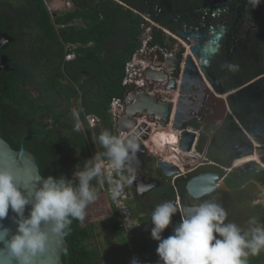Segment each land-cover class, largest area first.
<instances>
[{"label": "trees", "instance_id": "trees-1", "mask_svg": "<svg viewBox=\"0 0 264 264\" xmlns=\"http://www.w3.org/2000/svg\"><path fill=\"white\" fill-rule=\"evenodd\" d=\"M67 1L71 7L53 16L44 0H0V31L13 37L7 48H0V57L5 53L10 58L9 69L0 67V135L15 150L23 146L32 152L44 178L51 175L72 180L77 165L82 169L86 160L98 162L99 149L107 158L85 116L100 118L98 136L105 130L114 133L109 103L126 89L122 85L124 67L140 46L141 16L115 0ZM152 44H162L159 31ZM69 54L73 58L68 59ZM66 96L76 102L71 112L52 113L54 106L69 98ZM37 112L51 118V123L36 121ZM252 177L260 175L253 173ZM240 179H235L237 185ZM106 185L104 172L91 181L100 205L99 217L111 222L128 253L127 238L116 222L117 211L107 197ZM240 195L246 196L243 190ZM92 218L87 208L82 223L73 221L71 233L65 237L64 264H104ZM131 241L145 254L142 236L135 233ZM154 260L150 256L144 262L156 264ZM248 264L264 261L249 257Z\"/></svg>", "mask_w": 264, "mask_h": 264}, {"label": "flooded vegetation", "instance_id": "flooded-vegetation-1", "mask_svg": "<svg viewBox=\"0 0 264 264\" xmlns=\"http://www.w3.org/2000/svg\"><path fill=\"white\" fill-rule=\"evenodd\" d=\"M137 1L139 10L135 13L138 14L143 12L140 8H145L148 4L150 7H158L159 15L155 20L163 28L173 30L178 26V19H170L169 23L164 19L167 11L178 10L179 14L192 13L193 24L187 25L188 28L219 30V37L215 40L213 53L206 66L210 79L203 74L205 87L200 86L197 91L198 98H193V118L189 121L191 127L197 129V141L193 149L197 153V160L192 164H185L184 169L173 161L179 166L180 172L166 175L154 159V155L159 159V154L152 155L148 149L142 156V164H135L133 167V174L127 163L125 164V176L131 179L127 188L128 203L133 216L138 215L137 233L147 245L145 255L159 260L156 253L158 242L151 238L152 211L158 204L169 200L173 201L177 208L181 200L190 205L200 203L199 200H193L185 190L186 181L195 175L219 174L216 189L202 199H212L221 204L228 213V221L242 228L248 227L250 218L264 223V203L262 199L259 201L256 191L257 186L264 185V171L255 170L252 164L255 161L264 167V2L252 9L247 0ZM117 2L128 9V6H133L129 2H125L128 5L123 3L124 1ZM214 5L223 8L216 10ZM206 9L212 11L216 17H205ZM209 25L213 28L208 27ZM161 27L155 29L154 33H167ZM24 39L27 42V33ZM12 40L11 35L0 31L1 49L7 48ZM162 44L159 45L163 47ZM165 51L169 53L168 50ZM3 56L4 62L1 64ZM9 62L8 55L1 54L0 67L9 69ZM227 64L238 65V71H230L225 66ZM211 80L214 83L211 84ZM66 97L69 98L63 99L61 104L51 109L52 113L67 115L71 112L75 102L71 96ZM63 108L66 110L61 112ZM43 115L42 112L35 113V120L50 124L52 119H45ZM30 116L31 113L28 119ZM208 129L211 130L207 132ZM257 131L261 134L256 135ZM148 134L150 136L151 131ZM250 148H253V153L243 155ZM242 164L245 165L241 167ZM253 173L259 174L260 177L254 179ZM240 176L242 182L237 185L235 179ZM242 190L246 194L245 197L240 195ZM175 217L176 215L172 219ZM140 218H143V221H140ZM169 227L162 233V238ZM263 254L264 251L255 257L264 261Z\"/></svg>", "mask_w": 264, "mask_h": 264}, {"label": "clouds", "instance_id": "clouds-1", "mask_svg": "<svg viewBox=\"0 0 264 264\" xmlns=\"http://www.w3.org/2000/svg\"><path fill=\"white\" fill-rule=\"evenodd\" d=\"M262 2L264 0H247L252 9ZM133 11L138 10L133 8ZM225 66L232 72L239 69L238 65ZM113 134L105 130L98 136V141L119 173L130 155L138 151V145L133 138L122 139ZM102 175V164L89 159L82 169L80 165L76 166L72 173L74 179L49 175L37 188L29 191L17 186L9 169H0V250L8 252L13 264H33L35 256L45 251L50 236L66 237L71 233L74 220L81 223L85 220L86 209L97 199L91 181ZM109 183L112 185L111 197L115 200L120 196L123 184H131V179L121 177ZM210 191L206 190L202 195L210 194ZM192 199L201 202L180 211L169 200L152 211L151 238L158 242V264H248L249 257L264 251V223L250 218L248 227L242 228L228 221V213L221 204L212 199L203 200L202 196ZM10 209L14 214L15 231L3 224ZM177 213L180 222L173 227V234L162 238ZM131 264H140V261L134 258Z\"/></svg>", "mask_w": 264, "mask_h": 264}, {"label": "water", "instance_id": "water-1", "mask_svg": "<svg viewBox=\"0 0 264 264\" xmlns=\"http://www.w3.org/2000/svg\"><path fill=\"white\" fill-rule=\"evenodd\" d=\"M117 1V0H116ZM130 9L134 6H128ZM139 7V5H138ZM216 10L223 8L214 5ZM150 5L142 8L144 12H150ZM135 10H139L135 8ZM164 19L166 23L170 19H178V26L173 30L185 44H188L189 51L185 46L177 41L169 33L162 34L163 47L169 51L168 56L164 57L161 49L146 54V60L149 65L141 73L140 79L143 85L131 83L124 91L125 106L122 113L118 115L117 130L118 132L127 133V138H133L138 145V151L135 155H130L126 162L133 174V167L142 164V156L148 150L144 141L149 137L151 127L149 124L157 126L172 125L174 130L181 132V140L178 149L182 152H190L197 141V129L191 127L190 120L193 118V98H198V89L205 87L203 74L207 76L206 66L214 49L215 40L218 39V31L209 28L193 30L187 25H192V13L187 12L179 14L167 11ZM156 19V18H155ZM157 20V19H156ZM185 26V28L183 27ZM212 39V41H211ZM2 57L1 64L4 62ZM214 83L211 80V84ZM244 107L246 101L243 102ZM139 120L141 122L139 123ZM189 122V123H188ZM261 129V128H256ZM133 131L132 133H130ZM255 134H261L255 132ZM253 153V148L246 151L243 155ZM255 170L264 171L261 164L252 162ZM157 165L166 175H172L180 172V168L173 161L158 159ZM245 164H242L243 167ZM9 169L16 178L17 186L29 191L39 186V182L44 179L40 173L39 164L34 154L21 146L15 150L0 135V169ZM218 173H201L189 178L185 183V190L191 197L207 196L202 195L206 190L212 193L217 186ZM183 200L180 201L178 210L183 211L189 206ZM27 215V208L26 213ZM14 214L9 210V216L5 218L3 224L15 231V224L12 222ZM180 222V214L172 219V224L165 233L164 238L173 234V227ZM67 248L65 237L59 238L50 236L46 249L43 253H38L33 264H64L62 254ZM0 264H13V258L6 250H0Z\"/></svg>", "mask_w": 264, "mask_h": 264}, {"label": "built area", "instance_id": "built-area-1", "mask_svg": "<svg viewBox=\"0 0 264 264\" xmlns=\"http://www.w3.org/2000/svg\"><path fill=\"white\" fill-rule=\"evenodd\" d=\"M207 9L205 10V14H206L205 17H207V15L211 17H213V15L215 16V14H213L212 11H209ZM139 14L141 16V23H140L141 33L138 37L140 40V46L138 49H136L133 52L130 59L125 63L124 73H123V78H122V85L125 86L126 88L131 83H134L135 85H138V86L143 85V82L140 79V76H141V73L144 71V69H146V67L149 65V62L146 60L147 53L153 52L156 49L160 48L163 53V56L164 57L168 56V52H166L165 49L161 45L152 44L153 33L155 32L154 30L161 27L160 24L155 20V18L159 15L158 7L154 5L151 8L150 12L148 13L142 12ZM183 27L185 28V26ZM208 27L213 28L212 25H209ZM161 28L167 33L171 34L172 37L175 38L177 41L182 43L185 46L187 52L189 51L188 44L183 43L182 40L174 32L170 31L169 29L163 28V27ZM73 56H74L73 54H69L67 55V58L71 59L73 58ZM125 103L126 102L124 100V95L116 96L110 100L109 108H108V112L111 114L112 121H113V127L115 129L114 131L115 133L113 135L119 136L122 139H124L127 136V133L118 132L117 127H116L117 125L116 118L124 110ZM85 118L91 128H95L100 123V118L96 115L88 114L85 116ZM140 122L141 120H139V123ZM149 125L151 127V130H153L154 129L153 126L155 125L154 124H149ZM174 131L177 133V136H175L176 143L177 145H180L181 132L179 130H174ZM132 132L133 131H131L130 133ZM144 143L146 142L144 141ZM102 166H103V172L107 179V185H106L107 197L117 211V214L115 217L116 222L118 226L124 229L125 236L127 238V244H128L127 262L128 264H131V261L135 258L140 261V264H149V263L144 262V260L147 259V256L143 254L142 252L140 253L137 250L136 246L131 241L132 235L137 233L139 226L133 219L132 208L128 203L129 194L126 188V183L123 184V190L121 191V194L117 199L113 200L111 197L110 189L112 185L109 183V181H118L121 179V177L126 178L125 166L118 173L115 170L114 165L107 158L104 159Z\"/></svg>", "mask_w": 264, "mask_h": 264}, {"label": "rangeland", "instance_id": "rangeland-1", "mask_svg": "<svg viewBox=\"0 0 264 264\" xmlns=\"http://www.w3.org/2000/svg\"><path fill=\"white\" fill-rule=\"evenodd\" d=\"M46 5L49 8L50 12L52 15H57L62 12H65L69 8V4L67 2H59L57 0H45ZM55 1V2H54ZM77 24L79 25V22L77 21ZM76 103V102H75ZM156 126V125H155ZM155 126L153 130H151V135L149 136V139L147 140V149H149L150 153L154 155V153L159 154V157L161 160H168V161H174L178 163L182 169L185 168V164H192L197 160V153L196 151H192V155L190 156H185L182 155L183 153H180L178 150L179 145H177L175 141V136H177V133L174 131L173 128L168 127L167 130L164 127H160L161 131L163 133L156 134L157 130H155ZM98 126L93 128V133L94 137L97 141L98 138ZM211 129L206 130L209 132ZM159 135V138L161 139V142L163 144H160V146H154V137ZM169 141L168 144L165 145L166 141ZM172 140V141H171ZM248 156V155H247ZM245 156V157H247ZM104 156L102 151L99 149V153L97 156V161L99 163H103L104 161ZM155 161H158V158L154 155ZM76 168L74 169V171ZM127 178V175H126ZM130 185L126 183V188H128ZM257 195L259 198V201L264 203V185H259L256 187ZM88 211L90 214L93 216L92 218V225L94 232H96L97 239L96 242L101 248L102 255L104 257L103 262L104 264H107L105 262V259L108 261L111 260L108 264H115L117 261V255H119L121 252H124L123 247L120 245L119 239L116 237L114 234V231L111 227V222L105 219H102L99 217V211H100V205L98 200L96 199L93 203H91L88 206ZM121 255V254H120ZM126 258H127V253H126ZM123 260V259H122ZM124 263V262H123Z\"/></svg>", "mask_w": 264, "mask_h": 264}, {"label": "crops", "instance_id": "crops-1", "mask_svg": "<svg viewBox=\"0 0 264 264\" xmlns=\"http://www.w3.org/2000/svg\"><path fill=\"white\" fill-rule=\"evenodd\" d=\"M57 1H61V2H67L69 5V8L71 7V4H70V2L69 1H67V0H57ZM125 1H127V2H129V3H131L135 8H138L139 9V7H138V1L136 0H125ZM55 2V1H54ZM68 8V9H69ZM132 9V8H131ZM133 10V9H132ZM79 22V24H80V21H78ZM76 23H77V21H76ZM156 128H155V130H157V132H156V134H160V133H163V131H161V128L160 127H164L166 130H167V128L168 127H170L169 125H163V126H155ZM190 154V157L193 155L192 153H189ZM192 154V155H191ZM136 217H138V215L136 216L135 215V218ZM145 253V252H144ZM147 253V252H146ZM145 253V254H146ZM121 254V255H120ZM119 255H117V262L115 263V264H128V262H127V258H126V251L124 250V252H121ZM147 256V255H146ZM149 257L147 256V259H148ZM103 259H104V257H103ZM123 259V260H122ZM154 259V258H153ZM155 262H156V264H158V259H156L155 258V260H154ZM105 262L108 264L109 262H111V260H107V259H105ZM124 262V263H123Z\"/></svg>", "mask_w": 264, "mask_h": 264}, {"label": "bare ground", "instance_id": "bare-ground-1", "mask_svg": "<svg viewBox=\"0 0 264 264\" xmlns=\"http://www.w3.org/2000/svg\"><path fill=\"white\" fill-rule=\"evenodd\" d=\"M170 127L172 128V125H170ZM169 141H170V140L166 141L164 146H166V144H168ZM171 141H172V140H171ZM174 142H176V140H175ZM159 143H160V144H163V143L161 142V139L159 138V135H157V136L154 137V146H160ZM178 150H179V149H178ZM179 152H180V153H183L182 155H185V156H190L189 153H192V151H190V152H181L180 150H179ZM191 155H192V154H191ZM193 156H194V155H193Z\"/></svg>", "mask_w": 264, "mask_h": 264}]
</instances>
